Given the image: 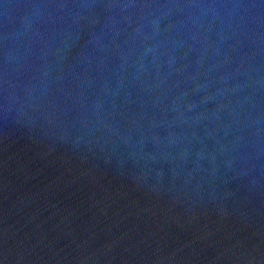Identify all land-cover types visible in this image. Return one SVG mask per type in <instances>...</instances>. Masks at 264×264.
I'll return each instance as SVG.
<instances>
[{
    "label": "water",
    "instance_id": "obj_1",
    "mask_svg": "<svg viewBox=\"0 0 264 264\" xmlns=\"http://www.w3.org/2000/svg\"><path fill=\"white\" fill-rule=\"evenodd\" d=\"M0 264H264V0H0Z\"/></svg>",
    "mask_w": 264,
    "mask_h": 264
}]
</instances>
